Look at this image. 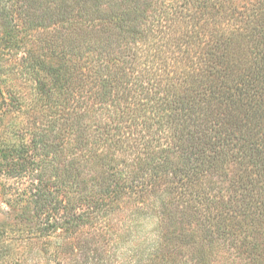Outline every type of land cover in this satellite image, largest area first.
I'll return each mask as SVG.
<instances>
[{
    "label": "trees",
    "instance_id": "16d2710c",
    "mask_svg": "<svg viewBox=\"0 0 264 264\" xmlns=\"http://www.w3.org/2000/svg\"><path fill=\"white\" fill-rule=\"evenodd\" d=\"M10 1L43 45L0 259L264 264V0Z\"/></svg>",
    "mask_w": 264,
    "mask_h": 264
},
{
    "label": "rangeland",
    "instance_id": "374dc122",
    "mask_svg": "<svg viewBox=\"0 0 264 264\" xmlns=\"http://www.w3.org/2000/svg\"><path fill=\"white\" fill-rule=\"evenodd\" d=\"M12 4L10 0H0V130L11 127L17 130L22 126L21 114L9 103L11 99L22 103L34 100L35 82L33 76L26 72L22 59L26 51H38L43 45L39 38L43 34L42 31L32 30L26 33L22 24L21 26L19 22L11 20L9 13ZM20 11L21 9L18 10ZM17 23L19 25H16ZM3 182L4 179H0V240L11 243L10 238L5 236L10 227L2 226L7 223L8 214L12 211L6 202L9 195L4 194ZM11 224H16L17 228L23 227L18 221ZM12 243L14 245L10 254L1 258L0 264H48L46 259L36 255V252L28 257L30 259H26L22 245L14 241Z\"/></svg>",
    "mask_w": 264,
    "mask_h": 264
}]
</instances>
